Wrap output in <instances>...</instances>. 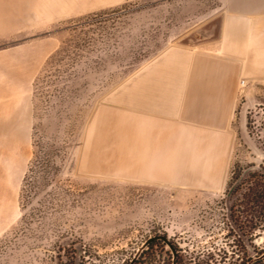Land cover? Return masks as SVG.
Returning <instances> with one entry per match:
<instances>
[{
	"label": "rangeland",
	"instance_id": "374dc122",
	"mask_svg": "<svg viewBox=\"0 0 264 264\" xmlns=\"http://www.w3.org/2000/svg\"><path fill=\"white\" fill-rule=\"evenodd\" d=\"M64 1L0 0V115L17 134L15 168L0 170V264H264L263 85L240 94L238 84L216 191L87 165L94 124L117 115L120 88L197 41L225 0ZM155 236L175 255L146 244Z\"/></svg>",
	"mask_w": 264,
	"mask_h": 264
},
{
	"label": "crops",
	"instance_id": "0c3cea01",
	"mask_svg": "<svg viewBox=\"0 0 264 264\" xmlns=\"http://www.w3.org/2000/svg\"><path fill=\"white\" fill-rule=\"evenodd\" d=\"M240 79L249 87L264 86V0H225L220 17L197 41L166 50L121 87L118 107L110 108L117 115L102 113L94 124L87 165L94 169L109 147L117 166L107 173L220 189L234 142ZM16 135L15 123L0 115V170L15 168L9 145Z\"/></svg>",
	"mask_w": 264,
	"mask_h": 264
},
{
	"label": "bare ground",
	"instance_id": "6f19581e",
	"mask_svg": "<svg viewBox=\"0 0 264 264\" xmlns=\"http://www.w3.org/2000/svg\"><path fill=\"white\" fill-rule=\"evenodd\" d=\"M64 1V0H63ZM52 2V1H51ZM56 2V1H55ZM61 2V0H60ZM58 2V3H60ZM65 3V1L63 2ZM62 3V4H63ZM52 4V3H51ZM60 5V4H59ZM19 10V9H18ZM19 12V11H18ZM21 13V12H20ZM117 164V161L115 162ZM112 164L109 161V152L108 150L105 152H102L99 154L98 160L95 163L94 169L104 171V170H110Z\"/></svg>",
	"mask_w": 264,
	"mask_h": 264
},
{
	"label": "water",
	"instance_id": "95a60500",
	"mask_svg": "<svg viewBox=\"0 0 264 264\" xmlns=\"http://www.w3.org/2000/svg\"><path fill=\"white\" fill-rule=\"evenodd\" d=\"M154 240H162L163 242H165L171 248L172 253L175 255V249L171 246V243H170V241L167 238H165L163 236L151 237V238L148 239L146 244H149V243H151Z\"/></svg>",
	"mask_w": 264,
	"mask_h": 264
},
{
	"label": "built area",
	"instance_id": "2783aa9c",
	"mask_svg": "<svg viewBox=\"0 0 264 264\" xmlns=\"http://www.w3.org/2000/svg\"><path fill=\"white\" fill-rule=\"evenodd\" d=\"M246 81L245 79H241L240 82H239V93L240 94H243L244 93V89L246 87Z\"/></svg>",
	"mask_w": 264,
	"mask_h": 264
},
{
	"label": "trees",
	"instance_id": "16d2710c",
	"mask_svg": "<svg viewBox=\"0 0 264 264\" xmlns=\"http://www.w3.org/2000/svg\"><path fill=\"white\" fill-rule=\"evenodd\" d=\"M27 181V180H26Z\"/></svg>",
	"mask_w": 264,
	"mask_h": 264
}]
</instances>
